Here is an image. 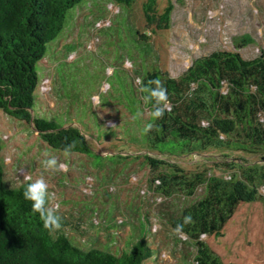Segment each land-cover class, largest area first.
<instances>
[{
	"label": "trees",
	"instance_id": "obj_1",
	"mask_svg": "<svg viewBox=\"0 0 264 264\" xmlns=\"http://www.w3.org/2000/svg\"><path fill=\"white\" fill-rule=\"evenodd\" d=\"M103 1L0 0V109L32 124L52 149L91 156L96 166L106 161L112 167L129 159L141 160L151 172L155 192L166 202L179 196L190 198L178 212L170 211L167 216L173 229L183 225L180 232L196 247L192 262L183 264H239L224 262L202 237L223 236L225 226L242 203L264 201V162L249 160L253 154H263L264 160V49L253 59L244 58L239 51L217 50L194 59L180 76L174 77L162 67L153 40L172 27V0H143V31L130 20V10L138 0ZM106 2L122 9L115 18V27L126 28L125 55L135 62V67L127 70L123 60L115 65L112 76L117 74V81L107 92L110 98L105 94L101 104L117 101L125 106L130 114L124 124L129 137L126 139L141 146L139 155L95 152L87 137L91 124L96 126L99 137L116 132L103 128L104 123L90 101L71 117V108L82 104L74 94L65 95L66 84L58 72L53 80L54 89L69 104L59 107L54 115L40 114L37 107L41 61L60 42L78 9L88 8L91 16L85 28L89 29V25L95 27L108 18ZM81 40L82 37L63 45L61 55L55 56L57 65L70 63V53L84 46ZM253 42L248 33L235 38V47ZM78 59L85 61V57ZM118 67L123 69L120 73ZM156 80L167 89L168 97L165 112L159 118L153 116L155 99L149 93V89L156 87L152 83ZM64 111L70 117H65ZM148 124L152 127L145 133ZM2 148L0 139V264H144L154 255L156 251L147 239L151 230L149 211L140 217L138 239L122 253L77 243L65 232L69 220L60 213V228L46 229L39 214L32 211L31 201L23 197L24 188L32 181L15 187L7 184ZM211 150L224 152L227 163L212 168L183 158ZM235 150L241 151V156H234ZM117 166L110 168L111 172L117 171ZM222 169L228 171V177ZM199 189L202 194L197 196ZM185 217L191 220L185 223Z\"/></svg>",
	"mask_w": 264,
	"mask_h": 264
},
{
	"label": "rangeland",
	"instance_id": "obj_2",
	"mask_svg": "<svg viewBox=\"0 0 264 264\" xmlns=\"http://www.w3.org/2000/svg\"><path fill=\"white\" fill-rule=\"evenodd\" d=\"M142 2L138 0L130 10L131 22L141 31L145 29ZM172 2V27L153 38L160 53L161 65L170 75L180 76L194 59L217 50L239 51L244 58L253 59L264 49V0ZM104 5L109 11L108 18L97 22L95 27L89 25V29L85 28L86 20L91 16L88 8L78 9L60 42L55 43L53 51L41 61L37 107L40 114L54 115L59 107L69 104L68 99L60 97L54 89L53 80L58 72L66 84L65 95L74 94L82 104L71 108V117L79 114L77 108H84L90 101L104 123L103 128L116 132L115 135L99 137L96 126L91 124L87 137L95 152L102 155L117 152L139 155L142 153L141 146L126 139L129 137L125 134L124 124L129 121L130 114L125 106L117 101L101 104L105 94L110 98L111 94L107 92L110 85L117 81V74L112 76L115 65L123 60L127 70L132 71L135 67V62L125 55L123 33L126 28L115 27V18L122 9L111 2ZM103 27H106L105 31H99ZM110 33H115V36H110ZM248 33L254 42L236 48L235 38ZM80 37L84 46L70 53V63L57 65L55 56L61 55L63 45L78 41ZM84 57L85 61L80 62L78 58ZM122 70L118 67L117 71ZM63 115L70 117L66 111ZM0 139L7 184L15 187L27 180L35 181L43 177L51 190L52 206L69 220L64 227L65 232L77 243L86 248L96 246L122 253L138 239L140 217L149 211L151 230L147 239L156 252L144 264H183L191 261L196 247L185 233L177 232L170 226L167 217L168 212H178L190 198L179 196L170 203L166 202L161 194L155 192L151 172L141 164V160L129 159L128 163L125 161L112 167L106 161L96 166L91 156L52 149L40 138L32 124L22 122L1 109ZM232 152L237 157L242 154L237 150ZM223 153L211 150L183 158L189 163L200 166L205 163L218 168L215 164L228 161H225ZM262 155L253 154L249 160L264 162ZM53 156L63 168L52 170L45 167V161ZM116 166L118 170L111 172L110 168ZM119 170H124V173ZM221 171L228 177V171ZM201 194L199 189L197 196ZM202 238L226 263L264 264V201L242 203L225 226L223 236L203 235Z\"/></svg>",
	"mask_w": 264,
	"mask_h": 264
},
{
	"label": "clouds",
	"instance_id": "obj_3",
	"mask_svg": "<svg viewBox=\"0 0 264 264\" xmlns=\"http://www.w3.org/2000/svg\"><path fill=\"white\" fill-rule=\"evenodd\" d=\"M156 87L149 89L150 98L155 99L153 116L161 117L165 112L164 105L167 103V89L161 81L156 80ZM152 127V124L145 126L144 131L147 133ZM45 167L52 170L63 168V165H58L56 157H50L45 161ZM25 200L31 201V209L34 213H38L43 222V226L49 231L59 229L61 226L62 217L56 207L50 206L49 185L47 181L41 177L35 181L29 182L23 190ZM191 217H185V223H188ZM183 225H177L176 231L180 232Z\"/></svg>",
	"mask_w": 264,
	"mask_h": 264
}]
</instances>
